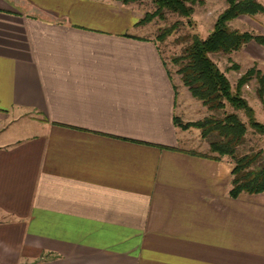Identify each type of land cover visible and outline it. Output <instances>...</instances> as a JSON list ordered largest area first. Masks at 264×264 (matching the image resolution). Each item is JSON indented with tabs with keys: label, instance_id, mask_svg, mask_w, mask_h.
<instances>
[{
	"label": "crops",
	"instance_id": "crops-1",
	"mask_svg": "<svg viewBox=\"0 0 264 264\" xmlns=\"http://www.w3.org/2000/svg\"><path fill=\"white\" fill-rule=\"evenodd\" d=\"M202 1L207 37L227 2ZM143 15L0 0V264H264V191L231 196L234 162L187 146L174 117L210 112ZM229 24L264 36V12ZM228 59L264 72V43Z\"/></svg>",
	"mask_w": 264,
	"mask_h": 264
},
{
	"label": "trees",
	"instance_id": "trees-1",
	"mask_svg": "<svg viewBox=\"0 0 264 264\" xmlns=\"http://www.w3.org/2000/svg\"><path fill=\"white\" fill-rule=\"evenodd\" d=\"M124 5H137L141 8L144 2L155 5L151 11L145 10L137 25L151 23L154 19H166L168 12L176 13L190 19L195 12V6L202 0H118ZM227 7L218 16L213 30L207 37L197 33L182 37L185 45L179 54L171 57V64L191 95L200 100L210 114L195 120L184 121L176 115V126L183 130L198 128L201 137L208 142L207 156L216 159L228 157L234 162L232 170V188L230 195L239 196L242 192L259 193L264 191V150L239 154V147L244 144L249 127L256 133L264 134V123L257 120L255 109L244 96V86L255 80L257 94L264 99V72L256 65L243 72L233 86L227 73L240 71L241 65L232 62L222 70L213 59L212 54L230 55L238 51L251 40L264 43V36L249 31H240L230 26V21L241 15H254L264 12V5L258 0H226ZM181 21L160 29L155 36L156 42H164L169 36L179 30ZM161 47V45H160ZM163 50V49H162ZM164 52V50H163ZM166 56V55H165ZM167 58V57H166ZM168 60V59H167ZM228 104L234 111H228ZM244 111L248 123L243 121L238 111Z\"/></svg>",
	"mask_w": 264,
	"mask_h": 264
},
{
	"label": "rangeland",
	"instance_id": "rangeland-1",
	"mask_svg": "<svg viewBox=\"0 0 264 264\" xmlns=\"http://www.w3.org/2000/svg\"><path fill=\"white\" fill-rule=\"evenodd\" d=\"M143 4L144 5H142L141 8L144 12L145 10L151 11L155 8V5L150 1L144 2ZM203 9L204 13H208L209 8L207 6H203L202 10ZM193 15L190 18L192 22H189L188 18L182 17L176 13L168 12L166 15V19L161 20L159 18H156L154 19V21L151 22V27L154 30V36H156L160 29H162L163 27L171 25L175 21H181V26L179 30L173 35L169 36L164 42H160V45L164 50V53L172 69H175L176 67L171 64V57L174 54H179L181 52L182 47L185 45L186 40H184L182 37L192 35L193 33H197L198 31V23L196 24ZM212 57L218 63L222 70H225L229 65L232 64V62H235L234 60L231 62V60L228 59V55L225 54H212ZM243 72L245 71H228L227 75L231 80L233 86L236 85L238 78ZM257 87V82L255 80L249 82L248 85L244 86V96L248 99L251 106L254 107L256 119L264 123V99L262 100L259 98L257 94ZM226 109L228 111H234V109L229 104ZM238 113L243 119V121L248 123V118L245 112L240 110L238 111ZM189 140L190 142L187 144L189 148H194L196 150L202 151L205 150L209 152V148H206L207 150L205 149L206 144L208 143L205 139L202 140L204 142H202L200 145L198 144L199 140L197 137H192ZM259 149L264 150V134L258 132L256 133L251 127H249L248 133L246 135V140L244 144L241 145L238 149L239 154L250 153Z\"/></svg>",
	"mask_w": 264,
	"mask_h": 264
}]
</instances>
